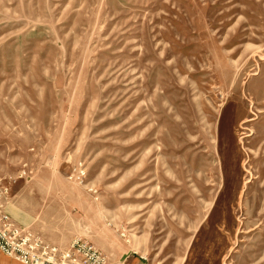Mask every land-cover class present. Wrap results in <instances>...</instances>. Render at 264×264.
I'll list each match as a JSON object with an SVG mask.
<instances>
[{
    "label": "rangeland",
    "instance_id": "rangeland-1",
    "mask_svg": "<svg viewBox=\"0 0 264 264\" xmlns=\"http://www.w3.org/2000/svg\"><path fill=\"white\" fill-rule=\"evenodd\" d=\"M0 178L108 264H264V0H0Z\"/></svg>",
    "mask_w": 264,
    "mask_h": 264
},
{
    "label": "built area",
    "instance_id": "built-area-1",
    "mask_svg": "<svg viewBox=\"0 0 264 264\" xmlns=\"http://www.w3.org/2000/svg\"><path fill=\"white\" fill-rule=\"evenodd\" d=\"M15 180L0 178V253L19 264H108L94 246L72 240L59 247L13 220L8 211Z\"/></svg>",
    "mask_w": 264,
    "mask_h": 264
},
{
    "label": "crops",
    "instance_id": "crops-1",
    "mask_svg": "<svg viewBox=\"0 0 264 264\" xmlns=\"http://www.w3.org/2000/svg\"><path fill=\"white\" fill-rule=\"evenodd\" d=\"M8 211H9V213H10V215L12 216V218H13V220L15 221V222H17L18 224H20V225H23V222H22V219L21 218H16V215H15V213H13V208L11 207L10 209L8 208ZM69 244V243H68ZM67 244V245H68ZM66 245V246H67ZM57 246V245H56ZM66 246H63V247H66ZM60 247V246H59ZM129 263H131V264H139L137 261L136 262H131V261H128Z\"/></svg>",
    "mask_w": 264,
    "mask_h": 264
},
{
    "label": "bare ground",
    "instance_id": "bare-ground-1",
    "mask_svg": "<svg viewBox=\"0 0 264 264\" xmlns=\"http://www.w3.org/2000/svg\"><path fill=\"white\" fill-rule=\"evenodd\" d=\"M244 164V163H243ZM245 168V167H244ZM245 172V171H244ZM249 173V172H248ZM250 174V173H249ZM259 176H261V175H259ZM222 177V176H221ZM246 180V179H245ZM252 180V179H251ZM250 182V181H249ZM244 183H245V181H244ZM250 184V183H249ZM244 186H246V185H244ZM246 190V189H245ZM249 191V190H248ZM244 192V191H243ZM242 192V193H243ZM247 194H249L248 192H247ZM243 195V194H242ZM260 200V199H259ZM241 201V200H240ZM245 203V202H244ZM258 210V209H257ZM264 224V223H263ZM256 225V224H255ZM262 228V227H261ZM261 236V235H260Z\"/></svg>",
    "mask_w": 264,
    "mask_h": 264
}]
</instances>
